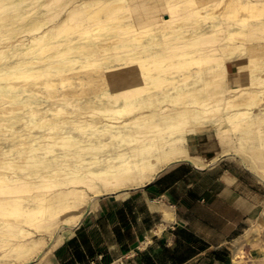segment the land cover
Masks as SVG:
<instances>
[{"label":"bare ground","instance_id":"bare-ground-1","mask_svg":"<svg viewBox=\"0 0 264 264\" xmlns=\"http://www.w3.org/2000/svg\"><path fill=\"white\" fill-rule=\"evenodd\" d=\"M206 131L214 162L234 148L264 182L247 151L264 146V0H0V264H46L101 197L204 167L189 142Z\"/></svg>","mask_w":264,"mask_h":264},{"label":"crops","instance_id":"crops-1","mask_svg":"<svg viewBox=\"0 0 264 264\" xmlns=\"http://www.w3.org/2000/svg\"><path fill=\"white\" fill-rule=\"evenodd\" d=\"M189 149L204 167L184 160L144 187L101 197L52 264H237L238 238L264 221L262 196L246 169L226 157L213 161L218 146L208 133L190 137Z\"/></svg>","mask_w":264,"mask_h":264},{"label":"rangeland","instance_id":"rangeland-1","mask_svg":"<svg viewBox=\"0 0 264 264\" xmlns=\"http://www.w3.org/2000/svg\"><path fill=\"white\" fill-rule=\"evenodd\" d=\"M205 133H208V135L212 139H214L216 145L218 146V155L223 153V149L219 145L218 139H217L216 135L214 134V132L213 131H206ZM257 143H259V140L257 141ZM230 151L233 152L234 154L223 156L222 158L226 157L228 159H232L237 165H239L240 167H243L244 169H246L248 171L250 177H252V188L254 191H257L261 194L262 200H263V205H264V182L260 181L252 172H250L244 166V164L241 161V158L235 154L234 148H231ZM247 151H248V153H250V152L257 153V155L254 154V156L257 157V159L259 160L260 163H263V159L261 158V156L264 152V146L263 145L262 146L252 145V146L247 148ZM98 203H99V201H98ZM257 224H259V226ZM250 229H251V233H250L251 237L246 238V233L248 230L247 229L243 233V235H241L238 238L236 245H234V250L240 243L243 242V243H245V250H246V254H247L246 258L249 260V262H252V260H254L255 262L260 261V263L264 262V259H263V257H264V248H263V246H264V221L263 220L262 221L261 220L255 221L253 223V225L250 227ZM52 258H53V254L50 257V261L47 262L46 264H52ZM36 263H37V261L33 259L29 264H36Z\"/></svg>","mask_w":264,"mask_h":264}]
</instances>
